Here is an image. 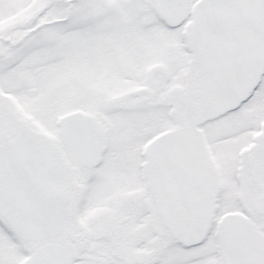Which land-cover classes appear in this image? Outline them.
I'll return each mask as SVG.
<instances>
[{
	"label": "snow or ice",
	"instance_id": "1",
	"mask_svg": "<svg viewBox=\"0 0 264 264\" xmlns=\"http://www.w3.org/2000/svg\"><path fill=\"white\" fill-rule=\"evenodd\" d=\"M0 264H264V0H0Z\"/></svg>",
	"mask_w": 264,
	"mask_h": 264
}]
</instances>
